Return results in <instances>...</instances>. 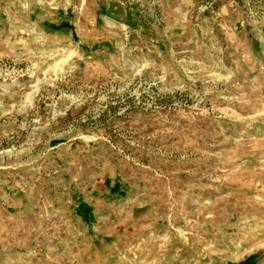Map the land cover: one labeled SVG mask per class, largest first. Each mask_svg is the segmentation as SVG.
Listing matches in <instances>:
<instances>
[{
    "label": "rangeland",
    "instance_id": "1",
    "mask_svg": "<svg viewBox=\"0 0 264 264\" xmlns=\"http://www.w3.org/2000/svg\"><path fill=\"white\" fill-rule=\"evenodd\" d=\"M0 264H264V0H0Z\"/></svg>",
    "mask_w": 264,
    "mask_h": 264
}]
</instances>
